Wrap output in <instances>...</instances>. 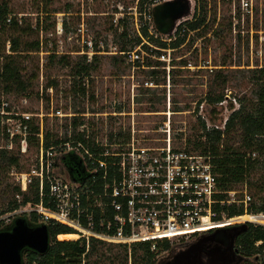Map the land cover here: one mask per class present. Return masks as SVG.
<instances>
[{"label": "rangeland", "instance_id": "rangeland-1", "mask_svg": "<svg viewBox=\"0 0 264 264\" xmlns=\"http://www.w3.org/2000/svg\"><path fill=\"white\" fill-rule=\"evenodd\" d=\"M6 1L14 14L18 17L24 15L22 17H25L33 27L38 23L42 28V31L37 32L39 40L43 43L42 51L38 53L41 72L39 79L35 80V83L38 82L39 90H42L46 77L56 83L47 90V101L38 99L34 93L28 96L0 93L1 102L7 103L6 109L9 108L8 113L0 114V147H6L11 151H17L19 148L20 164L24 169L22 173L40 170L38 169L40 143L39 147L27 143L26 149L22 150L18 139L8 138V141L5 139L2 129L8 128L11 132L21 135L23 130L20 123L26 114L30 121L39 123L41 127L43 122L51 133L61 138L65 135L70 137L72 134V116H83L80 121L84 124L78 129L86 127L88 133L93 130L95 143L100 146L109 144L107 147L110 150H119L123 147L122 144L109 143L108 139L109 132H115L119 127L124 131L128 128L134 129V137L142 145L161 146L162 139L166 136L161 129L168 125L173 140L179 131L190 133V128L196 125L198 116L205 119L209 127L218 125L223 129L230 113L237 109L241 102L246 103L254 95L255 79L252 77V69L264 67V0H248L251 7L248 10L242 7L241 0H208L209 29L190 31L186 24L177 26L181 27V33L184 30L187 32L184 43L173 50L159 49L162 54H159L158 60L157 54L151 56L146 48L134 45V38L140 34L133 19L127 16L126 12L130 5H134L135 0H94L92 4H85L83 12L89 13L84 14L88 33L98 45L100 53L97 55L96 68L91 72L89 82H85V87L89 89V97L87 94L82 96L74 91L75 86L69 67L53 62L49 68H43V63L48 61L47 55L52 52L58 57L69 56L70 63L81 56L76 53L80 46L74 39L70 41L67 38L70 33L74 34L73 31L81 18L82 8L79 0H53L47 14L38 12L41 10V0ZM115 11H122L125 15L123 28L116 27L113 23V19L119 17L112 14ZM57 19L63 20L65 35L56 34ZM122 30L126 31L125 37L119 36ZM148 34L167 42L174 35L170 33L163 35L157 31ZM35 35L27 40L34 39ZM3 37H9V33H5ZM142 43L151 48L156 47V44L146 37ZM122 45L127 51L137 49L139 59L133 61L127 53L120 52ZM89 57L91 56H87ZM148 59L153 61V66H146ZM28 60L30 58L25 61V65L30 66ZM171 63L178 65L186 63V66H180L183 69L169 74ZM216 68H223L222 71L227 75L224 88L227 98L223 104L221 103L220 108L216 109L217 114L210 118L209 108L203 106L204 102H201L197 110L195 107L197 101L204 97L209 86L214 83V72L211 70ZM34 89L36 91V86ZM174 108L178 111H173ZM79 109L83 111L82 114L75 113ZM146 135L153 139L143 138ZM65 150V146L52 150L53 156L50 157V161L53 166L50 174L53 178L68 177L66 169L60 162V155ZM249 155L257 160L249 179L257 183L264 179V151L246 153L247 157ZM15 173L21 172L11 169L8 175L9 182L16 183ZM250 185L239 184L236 186L238 191L229 192L230 198H239L240 194L237 193L243 194L245 190L251 197V203L258 207L261 202L253 195L254 189ZM13 198L17 199L0 195V209H5L7 202ZM31 211L34 210L0 212L1 228L9 225L16 216L25 214L29 217ZM39 220L47 222L42 220V217H39ZM56 238L60 240L58 236ZM207 244L211 246L217 244L221 247V244L215 241H208ZM105 247L111 249V251L107 249V254L120 253L119 247L114 244H106ZM183 248H185L183 244H169V249L161 251L156 256V264H166ZM95 259L96 257L92 255L89 264ZM240 262V257L235 256L231 264ZM114 264L121 262L116 260Z\"/></svg>", "mask_w": 264, "mask_h": 264}, {"label": "trees", "instance_id": "trees-1", "mask_svg": "<svg viewBox=\"0 0 264 264\" xmlns=\"http://www.w3.org/2000/svg\"><path fill=\"white\" fill-rule=\"evenodd\" d=\"M53 0H41V10L43 14L50 12L49 5ZM194 14L193 19L186 21L182 24H186L188 30L199 31L200 29H209L208 22L210 21L209 14V1L208 0H194ZM143 1H141L140 8ZM39 8V7H38ZM54 12H58L53 10ZM24 16V15H22ZM18 17L14 14V11L10 9L9 3L6 0L0 2V93H16L24 96H28L34 93L38 99L48 100L46 92L49 88L54 87L56 83L49 77H46L45 84L40 91L38 88L39 73L41 72L39 64L40 52V40L38 37L39 24L36 23L35 27L29 23L25 17ZM238 13V17H239ZM7 19H10L9 21ZM209 19V20H208ZM124 19H119V27H124ZM182 24L178 26H182ZM181 28V27H180ZM180 28H176L173 38L170 41H164L158 37L154 38L148 34L147 28L142 27L140 35L134 38V45H140L150 51V55H156L158 60L159 54H162L159 49H177L184 43L186 37V30L181 33ZM179 29V31H178ZM5 33H9V37H3ZM36 34V35H35ZM34 36V39L27 40L30 36ZM121 37L126 36V31L122 30L119 34ZM146 37L156 44L155 48H151L142 43L143 38ZM9 41V52L6 50V42ZM95 52L100 51L97 49L96 42L94 43ZM158 47V48H157ZM120 52L127 51L126 47L122 45L119 49ZM56 53H49L47 55L48 61L43 63V68H49V65L53 62L62 66L70 68V75L73 86H75V93L82 96L88 95V88L85 87V82H89L91 78V72L96 68V61L98 53L92 54L91 60H87L86 55H82L75 62L70 63L69 56L61 55L58 57ZM30 58V66L25 65V61ZM138 62V61H137ZM153 61L148 59L146 66L151 67ZM173 62V61H172ZM169 74H173L175 70H180L186 66L183 64L171 63ZM177 66V68L175 67ZM179 67V68H178ZM223 68H216L211 70L214 76V83L209 86L203 98L199 99L196 103V110L204 102L203 106L209 108L210 118L212 115L217 114L218 108L221 106V102L226 100L227 94L224 92L225 84L227 81V75L222 71ZM252 77L254 81V95L249 98L246 103L241 102L237 109H234L224 123V127L219 128L216 126H208L205 119L200 116L197 117L196 125H193L190 133L185 134L183 131H179L174 135L173 147L176 150H184L186 152L198 153L200 155H210L213 165V171L217 175L218 190L215 197L219 201H224L222 204H216L214 209L220 215L225 213L231 217L239 215L243 212L242 203H230L227 204L226 200L230 199V191H238L236 186L243 184H251L254 189L253 195L258 198L261 205L256 207L254 203H250L249 210L264 211V179L261 181L251 182L249 177L256 167L257 160L250 155L247 157L246 153H253L255 151H264V67L252 69ZM36 86V91H35ZM93 96V95H90ZM175 102V100H172ZM241 101V99H240ZM0 99V108H1ZM218 106V107H215ZM177 108V107H176ZM174 108L173 111H178ZM207 109V108H206ZM9 111V108H7ZM120 111V110H118ZM76 114H82L80 109L75 111ZM83 116H72L73 131L70 137L65 135L63 138L58 135H54L51 131L39 123H33L31 120H24L22 122L27 123L28 134L26 136L28 145H35L39 147L40 141L42 142L43 149V169L45 175V162L46 152L50 148L62 149L63 143L71 141L72 144L79 142L85 148H88L90 152H97L103 150V147L95 143V133L93 130L88 133V128L83 127L81 130L78 128L84 123L81 120ZM44 118V117H43ZM44 120V119H43ZM3 130V135L8 141L9 133L6 129ZM130 128L124 131L119 127L115 132L110 131L108 134L109 143L121 144L130 139ZM41 133L42 137L39 138L38 134ZM13 138L18 139L19 135H14ZM143 138L153 139V137L146 135ZM20 150L11 151L6 147L0 148V195H7L11 197H17V199H11L7 202L5 209H0L1 213H7L10 211L18 210L22 207L30 205L36 207L38 204L44 206L52 205L48 198V184L46 179L43 181L42 195L39 189L38 177H33L31 184L25 191H22L14 182H9V172L14 169L18 172L24 171L23 166L20 164ZM60 162L66 169L69 177L80 183L83 200L88 199L91 203L93 200V192L99 188H94L96 184H92L91 175L84 170L83 161L80 156L72 151L62 152L60 155ZM250 185V186H251ZM236 200L243 198L242 193ZM91 208V207H90ZM29 226H36L43 221L39 220L41 217L35 210L30 212L29 217L22 214ZM84 224V221H82ZM2 221L0 220V230L7 229L6 226L1 228ZM49 246L44 253H37L30 249H24L22 251V258L24 264H75L81 260L84 256L87 264L90 263L89 258L94 255L96 257L91 264H114L116 260H119L121 264H156V256L164 250L169 249V242L158 241L155 243V247L152 248V243L149 241L135 242L131 245L130 251L124 244H114L119 247L120 253L107 254L110 248L105 247L106 244L96 239H90L88 248L86 247L84 239H77L79 234L75 230L67 225L57 223L54 221H47L46 223ZM97 228V227H96ZM60 240H57V237ZM258 240H262L264 244V229L253 227L252 225H246V228L241 232L234 242V247L237 249L236 255L240 257H246L252 255L256 248L254 243ZM215 243L221 244L224 249L229 239L225 236L215 234ZM111 245V244H109ZM186 246V245H184ZM108 249V250H107Z\"/></svg>", "mask_w": 264, "mask_h": 264}, {"label": "built area", "instance_id": "built-area-1", "mask_svg": "<svg viewBox=\"0 0 264 264\" xmlns=\"http://www.w3.org/2000/svg\"><path fill=\"white\" fill-rule=\"evenodd\" d=\"M141 1L143 4L140 8ZM165 1L170 0H135L134 5L128 7L126 15L133 19L139 34L140 27H146L151 34L156 31L152 10ZM79 2L82 8L81 18L73 31L74 34L70 33L67 38L70 41L74 39L80 46L76 53L92 57V54L100 52H95L93 39L88 33L84 14L89 13L83 11L85 4H92L94 0ZM188 3L189 13L175 22L170 34H174L178 25L193 19L195 1L188 0ZM241 5L246 10L251 8L248 0H241ZM112 14L119 16L113 19L117 27L120 24L119 19H124L125 15L122 11H115ZM38 31H42L40 26ZM55 32L58 35H65L62 19L55 22ZM9 46L7 41V52ZM42 47L43 43L40 40V52ZM122 53H127L133 61L139 59L137 49ZM91 57L87 60L90 61ZM6 104L1 103L0 114L9 112ZM24 120H30L27 114L24 115ZM20 127L23 131L19 135V144L21 149L25 150L27 123L21 122ZM161 130L166 133L161 146L140 144L134 137V129L130 130V139L121 143L123 147L119 150H110L107 147L109 144H105L102 146L103 150L90 152L79 142L63 143L62 146L66 147L64 152L72 151L80 156L84 170L91 175L92 184H96L94 188H99L95 193L92 191L91 203L88 199L83 200L81 184L72 180L69 175L67 178H53L50 174L53 166L50 161L53 148L46 152L44 175L41 141L38 168L40 170L32 173H15L16 184L25 191L32 178L38 177L42 195L45 178L48 184L47 195L52 205L44 206L40 203L36 211L41 214L44 221L61 223L75 230L79 234L78 238L85 240L87 248L92 238L108 244H124L129 252L135 242L149 241L152 248L158 241L188 245L216 229L242 224L264 229V211L249 210L251 197L245 190L241 200L232 198L226 200L227 204L242 203L241 214L231 217L225 213L219 215L214 207L224 201H219L215 197L219 190L211 156L174 149L170 127L166 125ZM6 132L9 133L10 139L18 135L8 128ZM38 136L41 139L42 134L39 133ZM254 247L256 250L252 255L242 257L240 263L233 264H264L262 240L256 241ZM202 259L206 263V258ZM75 264H87V261L82 256Z\"/></svg>", "mask_w": 264, "mask_h": 264}, {"label": "water", "instance_id": "water-1", "mask_svg": "<svg viewBox=\"0 0 264 264\" xmlns=\"http://www.w3.org/2000/svg\"><path fill=\"white\" fill-rule=\"evenodd\" d=\"M188 0H170L157 5L152 10L155 29L160 34H169L175 22L189 13ZM246 225L229 227L233 234L222 249L220 245L207 244L214 240V235L227 229H216L209 235H203L177 251L166 264H231L236 255L235 238L245 230ZM49 246V235L45 222L29 226L25 219L18 217L11 227L0 230V264H24L22 251L30 249L37 253L46 252ZM206 258V263L203 261Z\"/></svg>", "mask_w": 264, "mask_h": 264}, {"label": "flooded vegetation", "instance_id": "flooded-vegetation-1", "mask_svg": "<svg viewBox=\"0 0 264 264\" xmlns=\"http://www.w3.org/2000/svg\"><path fill=\"white\" fill-rule=\"evenodd\" d=\"M18 217H21V216H16V217H14V218L11 220L10 224L7 225L6 227H7V228L11 227L12 224H13V222H14V220H15L16 218H18ZM22 218H23V217H22ZM23 219H24V218H23ZM225 229H227V230H226V231H219V232H217L216 234H218V235H222V236H225L226 238H228V236H230V235L233 234V231H232L231 229H229V228H225ZM214 238H215V235H214ZM213 241H214V240H213Z\"/></svg>", "mask_w": 264, "mask_h": 264}, {"label": "bare ground", "instance_id": "bare-ground-1", "mask_svg": "<svg viewBox=\"0 0 264 264\" xmlns=\"http://www.w3.org/2000/svg\"><path fill=\"white\" fill-rule=\"evenodd\" d=\"M38 207H39V204L36 206V207H32V206H30V205H27V206H25V207H22V208H20V209H18V210H15V211H19V210H36V209H38Z\"/></svg>", "mask_w": 264, "mask_h": 264}]
</instances>
